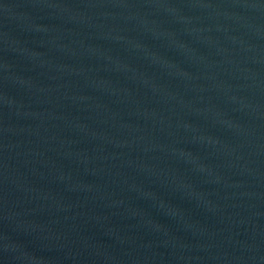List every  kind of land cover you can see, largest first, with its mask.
I'll use <instances>...</instances> for the list:
<instances>
[{"label":"water","instance_id":"95a60500","mask_svg":"<svg viewBox=\"0 0 264 264\" xmlns=\"http://www.w3.org/2000/svg\"><path fill=\"white\" fill-rule=\"evenodd\" d=\"M0 264H264V0H0Z\"/></svg>","mask_w":264,"mask_h":264}]
</instances>
